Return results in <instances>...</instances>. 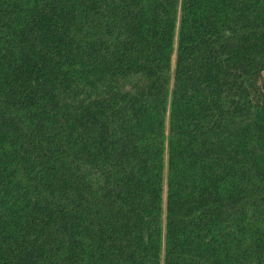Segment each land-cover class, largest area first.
<instances>
[{
    "label": "trees",
    "instance_id": "1",
    "mask_svg": "<svg viewBox=\"0 0 264 264\" xmlns=\"http://www.w3.org/2000/svg\"><path fill=\"white\" fill-rule=\"evenodd\" d=\"M0 264H264V0H0Z\"/></svg>",
    "mask_w": 264,
    "mask_h": 264
}]
</instances>
